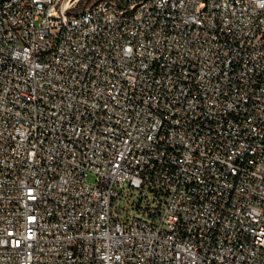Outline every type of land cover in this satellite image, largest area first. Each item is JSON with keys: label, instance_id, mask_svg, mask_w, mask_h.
<instances>
[{"label": "built area", "instance_id": "1", "mask_svg": "<svg viewBox=\"0 0 264 264\" xmlns=\"http://www.w3.org/2000/svg\"><path fill=\"white\" fill-rule=\"evenodd\" d=\"M76 4L0 0V264H264V0Z\"/></svg>", "mask_w": 264, "mask_h": 264}, {"label": "rangeland", "instance_id": "2", "mask_svg": "<svg viewBox=\"0 0 264 264\" xmlns=\"http://www.w3.org/2000/svg\"><path fill=\"white\" fill-rule=\"evenodd\" d=\"M98 1H101V0H78L76 6L72 9L73 10H80V9H83L87 6L95 4ZM88 180H92V177L88 178Z\"/></svg>", "mask_w": 264, "mask_h": 264}, {"label": "bare ground", "instance_id": "3", "mask_svg": "<svg viewBox=\"0 0 264 264\" xmlns=\"http://www.w3.org/2000/svg\"><path fill=\"white\" fill-rule=\"evenodd\" d=\"M76 1H78V0H76Z\"/></svg>", "mask_w": 264, "mask_h": 264}]
</instances>
